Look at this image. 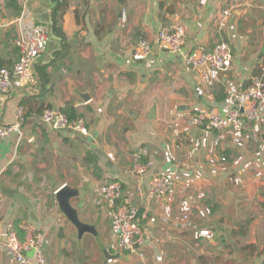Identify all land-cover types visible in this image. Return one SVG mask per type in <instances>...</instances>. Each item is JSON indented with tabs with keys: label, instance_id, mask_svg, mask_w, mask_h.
Masks as SVG:
<instances>
[{
	"label": "crops",
	"instance_id": "obj_1",
	"mask_svg": "<svg viewBox=\"0 0 264 264\" xmlns=\"http://www.w3.org/2000/svg\"><path fill=\"white\" fill-rule=\"evenodd\" d=\"M227 9L233 15L221 29ZM36 25L50 32L46 52L31 81L14 77L0 95V124L13 126L25 112L0 142V238L9 224L21 238L47 233V264H264V121L260 138L250 125L238 138L231 128L221 137L191 124L202 109L226 114L264 65V0H0V68L19 60L18 42ZM172 26L185 28L183 53L230 43L232 65L215 87L183 55L157 48L158 31ZM141 39L153 50L135 61ZM47 108L84 119L89 134L53 131L41 118ZM135 154L152 162L150 175L174 178L160 203L132 175ZM111 182L123 185V202L150 229L144 261L119 253L111 237L100 193ZM64 185L82 191L72 204L97 237L79 238L60 212ZM201 229L214 238H198ZM0 264H9L2 251Z\"/></svg>",
	"mask_w": 264,
	"mask_h": 264
},
{
	"label": "built area",
	"instance_id": "obj_2",
	"mask_svg": "<svg viewBox=\"0 0 264 264\" xmlns=\"http://www.w3.org/2000/svg\"><path fill=\"white\" fill-rule=\"evenodd\" d=\"M233 12L224 10L219 16V28H227ZM50 32L42 25L34 26L29 37L18 42L20 49L19 60L12 68H0V95L8 93L13 85V78L21 82L32 79L37 59L42 56L48 47ZM186 44V31L182 26L164 27L156 35L155 45L161 51L183 55V60L188 70L199 73L201 81L209 88L215 87L223 72L227 71L233 62V53L228 41L223 40L215 46L206 48L198 47L183 53ZM153 45L146 39H141L133 53L135 61H145L152 53ZM17 121L13 126L0 124V142L8 137L14 130L20 128L25 122V112L18 109ZM42 121L55 132L76 131L83 136L89 134L84 119H71L66 114L47 108L42 113ZM264 121V65L258 74L251 79L250 86L233 95L232 105L226 114L216 113L213 109H202L192 116L191 124L195 127H207L210 130L225 133L233 129L238 138H242L244 129L251 126L254 136L260 138L261 124ZM220 137V138H221ZM134 164L130 171L140 180L146 181L148 196L160 203L174 188V178L171 174H153L149 170L152 162H144L141 154L134 155ZM225 161V158H222ZM141 182V181H140ZM142 193V184L136 189ZM104 214L110 223L111 237L119 253L137 255L140 260L146 259L142 248L151 240L149 227H142L139 222V210L133 204L123 202V185L119 182L106 183L100 190ZM155 223V219H151ZM198 238L211 240L214 233L209 229H201ZM52 237L47 233L29 230L21 238L13 225H7L4 237L0 238V251L9 259V264H47L44 247L51 243ZM33 254V260L27 254ZM113 259L107 260L112 264Z\"/></svg>",
	"mask_w": 264,
	"mask_h": 264
},
{
	"label": "water",
	"instance_id": "obj_3",
	"mask_svg": "<svg viewBox=\"0 0 264 264\" xmlns=\"http://www.w3.org/2000/svg\"><path fill=\"white\" fill-rule=\"evenodd\" d=\"M81 194L82 191H80L79 189L64 185L56 192V199L59 210L76 228L79 238L83 237L85 234H91L97 237L98 232L96 226L82 222L79 217V210L72 204V200L79 197Z\"/></svg>",
	"mask_w": 264,
	"mask_h": 264
},
{
	"label": "trees",
	"instance_id": "obj_4",
	"mask_svg": "<svg viewBox=\"0 0 264 264\" xmlns=\"http://www.w3.org/2000/svg\"><path fill=\"white\" fill-rule=\"evenodd\" d=\"M64 113L68 114L71 119H75L77 116L75 114H71L72 112L64 111Z\"/></svg>",
	"mask_w": 264,
	"mask_h": 264
},
{
	"label": "rangeland",
	"instance_id": "obj_5",
	"mask_svg": "<svg viewBox=\"0 0 264 264\" xmlns=\"http://www.w3.org/2000/svg\"><path fill=\"white\" fill-rule=\"evenodd\" d=\"M51 109H53V108H51ZM53 110H55V109H53ZM56 111V110H55ZM57 112H60V113H64V112H61V111H57ZM64 114H66V113H64ZM67 115V114H66ZM68 116V115H67ZM69 117V116H68Z\"/></svg>",
	"mask_w": 264,
	"mask_h": 264
}]
</instances>
